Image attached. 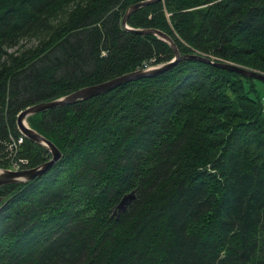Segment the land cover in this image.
Wrapping results in <instances>:
<instances>
[{
    "label": "trees",
    "instance_id": "1",
    "mask_svg": "<svg viewBox=\"0 0 264 264\" xmlns=\"http://www.w3.org/2000/svg\"><path fill=\"white\" fill-rule=\"evenodd\" d=\"M139 1L0 0V154L25 107L171 59L122 26ZM126 24L264 73V0H155ZM262 86L182 59L29 115L61 157L0 186V264H264ZM20 148L31 166L50 157Z\"/></svg>",
    "mask_w": 264,
    "mask_h": 264
},
{
    "label": "water",
    "instance_id": "2",
    "mask_svg": "<svg viewBox=\"0 0 264 264\" xmlns=\"http://www.w3.org/2000/svg\"><path fill=\"white\" fill-rule=\"evenodd\" d=\"M153 1L155 0H142V1H139L131 5L127 9L126 13L124 14L122 18V26L125 29L138 33V34H152L157 39L165 42L172 50L173 56L171 57V59L165 62L152 65L151 67H149V69L135 70V71H131L128 73H124L112 79L103 81L101 83L82 87L65 96H62V97H59V98H56L50 101L37 103V104L31 105V106H28L22 109L17 114V117H16V126L18 130L27 139H30L33 142L46 148L50 152V157L48 160L43 161L42 163L34 167H31L29 169L9 170V169L0 167V186L11 184V183L28 182L34 179L35 177H39L41 174H43L48 169H50L53 166V164L61 157L60 150L56 147V145L53 142H51L44 135H42L37 130L29 127L26 124L25 119L30 114L37 113V112L46 110L54 106L69 104V103H73L79 100L88 99L95 95L106 92L110 89H113L116 86L121 85L130 80L138 79L141 77L155 76L161 72L168 70L174 64H176L179 60H182V59H191V60L206 62V63L212 64L214 66H217L223 69L231 70L242 76H247V77L260 80L262 83H264V73L262 72L252 70L249 68H245L237 64H233V63L226 62V61H213V60H210L207 56L199 54V53H195V52H191L187 54H179L177 47L175 46L173 40L166 33L158 29H155V28H132L126 24V19L131 12ZM133 196H134L133 191H130L129 193L125 194L123 198L121 199L118 206H122L124 203L128 202L131 198H133Z\"/></svg>",
    "mask_w": 264,
    "mask_h": 264
},
{
    "label": "built area",
    "instance_id": "3",
    "mask_svg": "<svg viewBox=\"0 0 264 264\" xmlns=\"http://www.w3.org/2000/svg\"><path fill=\"white\" fill-rule=\"evenodd\" d=\"M154 62L153 58L146 62H143L142 67L143 69H147L149 65H152ZM264 100V98H263ZM25 136L20 133L19 136L13 137L9 135L10 143L7 145L5 151L0 154V167L6 168L9 170H18L26 166L29 162L27 157L20 155V145L23 143V139Z\"/></svg>",
    "mask_w": 264,
    "mask_h": 264
},
{
    "label": "rangeland",
    "instance_id": "4",
    "mask_svg": "<svg viewBox=\"0 0 264 264\" xmlns=\"http://www.w3.org/2000/svg\"><path fill=\"white\" fill-rule=\"evenodd\" d=\"M231 63V62H230ZM152 65H155V64H152ZM152 65H149V67H151ZM149 67L147 68V69H149ZM137 69H140V70H142L143 68H137ZM262 91L264 92V86H262ZM91 98V97H90ZM89 99V98H88ZM83 100H86V99H83ZM81 101V100H80ZM31 106V105H30ZM28 107V106H27ZM26 108V107H25ZM31 115V114H30ZM29 116V115H28ZM27 116V117H28ZM27 117H26V119H25V121H26V124L30 127V125L28 124V121H27ZM32 128V127H31ZM18 129V128H17ZM32 141V140H31ZM35 143V142H34ZM49 159V158H48ZM47 159V160H48ZM38 165V164H37ZM34 166H36V165H34ZM34 166H31V164H30V161L26 164V166H24L23 168H21V169H18V170H22V169H29V168H31V167H34Z\"/></svg>",
    "mask_w": 264,
    "mask_h": 264
}]
</instances>
